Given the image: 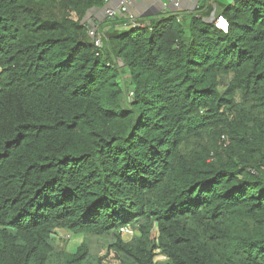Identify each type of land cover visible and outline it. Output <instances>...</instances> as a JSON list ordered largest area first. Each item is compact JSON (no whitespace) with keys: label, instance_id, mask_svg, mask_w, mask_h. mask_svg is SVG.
Returning <instances> with one entry per match:
<instances>
[{"label":"trees","instance_id":"trees-1","mask_svg":"<svg viewBox=\"0 0 264 264\" xmlns=\"http://www.w3.org/2000/svg\"><path fill=\"white\" fill-rule=\"evenodd\" d=\"M199 2L0 0V264H264V0Z\"/></svg>","mask_w":264,"mask_h":264},{"label":"crops","instance_id":"crops-1","mask_svg":"<svg viewBox=\"0 0 264 264\" xmlns=\"http://www.w3.org/2000/svg\"><path fill=\"white\" fill-rule=\"evenodd\" d=\"M178 1L179 5L175 6L174 2ZM233 0H207V3L210 4L211 12L216 11L221 4L232 3ZM122 3V0H108L104 1L102 6H95L89 9L84 15V22H86L90 27L100 30L104 25L106 16L104 14V7H119ZM200 3V2H199ZM199 3H196L195 0H130L128 3L127 11L134 15L137 18H145V20L150 21L152 18L159 15H166L169 12L187 14L195 12L198 9ZM209 14V16H210ZM119 18L124 19L123 22L117 23L116 27L123 29L133 24L129 19L126 18V15H121ZM108 24L103 26V29H107Z\"/></svg>","mask_w":264,"mask_h":264},{"label":"rangeland","instance_id":"rangeland-1","mask_svg":"<svg viewBox=\"0 0 264 264\" xmlns=\"http://www.w3.org/2000/svg\"><path fill=\"white\" fill-rule=\"evenodd\" d=\"M134 231L130 230V229H123L122 230V236L123 239L125 240H130L133 235H134ZM54 239L56 240L57 245L67 251H75L77 249V247L82 243L83 241V237L81 235H77L71 232H68L64 229H56L55 233L53 234ZM92 241L94 242L95 245H98L101 240L100 239H93ZM104 253V250L102 249V252ZM165 256L161 253H157V255L155 256V259H164ZM111 264V263H110Z\"/></svg>","mask_w":264,"mask_h":264},{"label":"built area","instance_id":"built-area-1","mask_svg":"<svg viewBox=\"0 0 264 264\" xmlns=\"http://www.w3.org/2000/svg\"><path fill=\"white\" fill-rule=\"evenodd\" d=\"M108 1V0H104ZM130 0H122V3L119 5V7L113 8V7H106L104 8V14L106 18L109 19H115L118 18L121 15H126V18L129 19L132 23L136 20L133 14L127 11L128 8V3ZM175 6H178L179 3L178 1L174 2ZM213 24L215 27L221 29L222 31L226 32L228 29V21L227 19L222 15V14H217L215 15V19L213 21ZM89 34L90 35H95L96 34V29L93 27L89 26ZM97 44L100 45V38L97 36Z\"/></svg>","mask_w":264,"mask_h":264},{"label":"water","instance_id":"water-1","mask_svg":"<svg viewBox=\"0 0 264 264\" xmlns=\"http://www.w3.org/2000/svg\"><path fill=\"white\" fill-rule=\"evenodd\" d=\"M200 0H195L196 3H199ZM107 6H105L104 8H106ZM215 19V15H214V12H212L210 14V16L208 17V22H213ZM82 23H84V20H82Z\"/></svg>","mask_w":264,"mask_h":264}]
</instances>
